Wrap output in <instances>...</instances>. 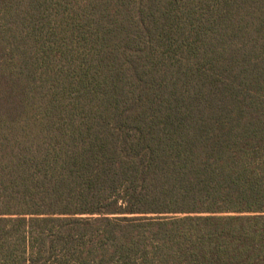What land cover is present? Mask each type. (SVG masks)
I'll return each mask as SVG.
<instances>
[{
  "label": "trees",
  "instance_id": "trees-1",
  "mask_svg": "<svg viewBox=\"0 0 264 264\" xmlns=\"http://www.w3.org/2000/svg\"><path fill=\"white\" fill-rule=\"evenodd\" d=\"M0 264H264V0H0Z\"/></svg>",
  "mask_w": 264,
  "mask_h": 264
}]
</instances>
